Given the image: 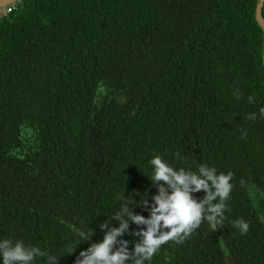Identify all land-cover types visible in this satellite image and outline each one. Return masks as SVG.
Listing matches in <instances>:
<instances>
[{
	"label": "trees",
	"instance_id": "1",
	"mask_svg": "<svg viewBox=\"0 0 264 264\" xmlns=\"http://www.w3.org/2000/svg\"><path fill=\"white\" fill-rule=\"evenodd\" d=\"M256 3L19 0L0 14V240L74 264L102 241V223L118 227L123 205L149 216L141 200L157 194L150 160L160 155L174 168L230 172L233 188L218 230L205 221L145 264H228L224 249L236 264H264ZM144 227L129 222L118 240L132 251ZM74 229L93 234L81 242Z\"/></svg>",
	"mask_w": 264,
	"mask_h": 264
},
{
	"label": "clouds",
	"instance_id": "2",
	"mask_svg": "<svg viewBox=\"0 0 264 264\" xmlns=\"http://www.w3.org/2000/svg\"><path fill=\"white\" fill-rule=\"evenodd\" d=\"M239 98V94L237 95ZM253 102V98H248ZM264 116V108L260 110ZM256 114H249L247 119H255ZM179 156V153H177ZM150 164L153 172L151 181L157 187V194L152 196L149 206L147 199L141 200V206L149 208V216L134 214L130 204L123 205L113 219L118 227H109L102 223V241L91 244L79 253L74 264H145L159 251L162 245L169 241L183 243L203 222L210 229L218 230L223 222L225 202L229 199L233 188L232 173H219L207 165H200L197 171L185 168H174L160 155H154ZM203 191L202 199H197L193 193ZM132 204V203H131ZM129 222L143 229L132 234L140 239L129 251L127 240H118L129 230ZM234 226L241 234H246L249 224L243 219L234 221ZM81 242L87 241L93 233L74 229ZM47 256L48 264H57L58 258L48 255L36 246H25L23 240H0V262L2 264H34L37 257Z\"/></svg>",
	"mask_w": 264,
	"mask_h": 264
},
{
	"label": "water",
	"instance_id": "3",
	"mask_svg": "<svg viewBox=\"0 0 264 264\" xmlns=\"http://www.w3.org/2000/svg\"><path fill=\"white\" fill-rule=\"evenodd\" d=\"M16 0H0V8L3 6H7L10 3H14ZM264 0H257L256 7H255V18L259 26L263 30L264 34V18L262 15V6H263ZM262 60H263V65H264V46H263V52H262ZM225 250V256L227 259L228 264H236V262L233 260V257L229 254V252Z\"/></svg>",
	"mask_w": 264,
	"mask_h": 264
},
{
	"label": "built area",
	"instance_id": "4",
	"mask_svg": "<svg viewBox=\"0 0 264 264\" xmlns=\"http://www.w3.org/2000/svg\"><path fill=\"white\" fill-rule=\"evenodd\" d=\"M14 7H15V2L8 4L7 6H4V8L0 12V14H4V13H7V12H10L12 9H14Z\"/></svg>",
	"mask_w": 264,
	"mask_h": 264
},
{
	"label": "flooded vegetation",
	"instance_id": "5",
	"mask_svg": "<svg viewBox=\"0 0 264 264\" xmlns=\"http://www.w3.org/2000/svg\"><path fill=\"white\" fill-rule=\"evenodd\" d=\"M16 2H19V0H16ZM3 8H4V6L0 8V12L2 11Z\"/></svg>",
	"mask_w": 264,
	"mask_h": 264
}]
</instances>
